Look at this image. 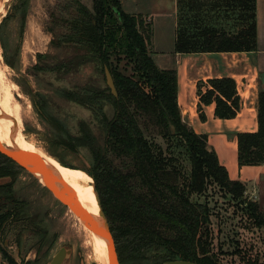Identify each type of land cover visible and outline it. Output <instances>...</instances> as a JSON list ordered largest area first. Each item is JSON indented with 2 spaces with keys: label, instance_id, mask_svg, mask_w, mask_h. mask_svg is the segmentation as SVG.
Returning a JSON list of instances; mask_svg holds the SVG:
<instances>
[{
  "label": "trees",
  "instance_id": "obj_1",
  "mask_svg": "<svg viewBox=\"0 0 264 264\" xmlns=\"http://www.w3.org/2000/svg\"><path fill=\"white\" fill-rule=\"evenodd\" d=\"M74 1L75 14L67 20L66 39L79 46L83 59L98 65L103 77L107 67L116 96L107 85L103 89L60 91L65 99L89 109L98 118L102 129L98 137L83 122L79 133L71 134L63 120L51 115L45 106L40 107L57 145L72 152L82 147L89 151L86 172L93 178L119 264H161L173 259L220 264L211 248L210 205L195 198L204 195L209 186L218 187L223 197L238 203L247 221L262 227L264 215L259 202L246 198L245 184L229 177L214 150L208 147L206 135L196 133L182 120L176 71L155 63L150 49L151 26L145 17L125 12L120 0H92L91 9ZM200 1H177L175 51L255 48L254 0H213L209 7ZM27 2L17 0L16 7L22 15ZM200 10L213 14L200 19ZM4 59L7 62L5 56ZM122 60L131 64V73L121 66ZM196 92L201 120H205L204 106L212 103L215 117L229 119L236 115L239 96L233 78L199 82ZM105 102L113 106L111 118L103 110ZM257 122L256 131L236 135L239 166L264 164L262 89L257 97ZM158 137L166 141L165 146L156 142ZM176 146L182 147L188 169L175 156ZM47 151L58 158V154ZM13 168L21 167L0 153V178H10L0 184V234L23 223L20 203L11 191ZM0 264L20 263L0 244Z\"/></svg>",
  "mask_w": 264,
  "mask_h": 264
},
{
  "label": "rangeland",
  "instance_id": "obj_2",
  "mask_svg": "<svg viewBox=\"0 0 264 264\" xmlns=\"http://www.w3.org/2000/svg\"><path fill=\"white\" fill-rule=\"evenodd\" d=\"M78 1L91 9L92 0ZM16 6L17 0H8L4 4V13L0 15V69L8 82L17 85L16 92L20 96L14 95L21 106L24 142L33 143L62 166L86 171L89 169V151L82 147L72 152L57 145L51 135V124L43 119L40 107L45 106L51 115L63 120L73 135L79 133L81 122L95 136L102 135L98 118L89 109L60 94L64 89L106 88L98 65L83 59L79 46L66 39L69 31L66 23L75 14L76 3L74 0H28L24 15ZM198 14L200 19L211 15L204 10ZM120 63L126 72H132L130 63L125 60ZM103 104L106 116L111 118L114 113L112 104ZM2 121L7 123L0 118V123ZM24 142H20L21 145L16 143V146L25 149ZM156 142L166 145L160 137ZM48 149L58 154V158L49 154ZM174 151L188 169L182 147L176 146ZM3 180V183L10 181L9 178ZM11 191L20 203L23 212L20 222L23 223L1 233L0 244L17 262L23 264L20 252H26L25 260H29L35 257L40 247L37 264H47L60 247H65L70 250V255L62 264H100L87 242L81 219L43 184V180L24 169L15 168ZM195 199L206 200L210 205L211 248L220 264H264V226L257 227L247 221L236 206L238 203L223 197L218 187L209 186L204 195ZM260 208L264 215V206Z\"/></svg>",
  "mask_w": 264,
  "mask_h": 264
},
{
  "label": "crops",
  "instance_id": "obj_3",
  "mask_svg": "<svg viewBox=\"0 0 264 264\" xmlns=\"http://www.w3.org/2000/svg\"><path fill=\"white\" fill-rule=\"evenodd\" d=\"M177 1L120 0L125 12L141 14L150 23L151 56L157 66L175 69L177 102L182 120L196 133L206 135L208 147L214 150L229 177L245 184L248 198L264 206V164L239 166L236 141L237 133L254 132L258 129L257 97L258 91L264 90V0H254L255 48L250 51L219 52L175 51ZM211 1L213 0H201L199 3L209 6ZM229 31L233 32V29L230 28ZM223 76L233 78L236 83L238 111L233 118L220 119L215 117L212 103L204 106L205 120H201L197 85Z\"/></svg>",
  "mask_w": 264,
  "mask_h": 264
},
{
  "label": "bare ground",
  "instance_id": "obj_4",
  "mask_svg": "<svg viewBox=\"0 0 264 264\" xmlns=\"http://www.w3.org/2000/svg\"><path fill=\"white\" fill-rule=\"evenodd\" d=\"M7 1L8 0H0V15L4 13V4L5 2L7 3ZM16 86V84L6 80L4 73L0 69V118L7 121V123L3 121V123H0V142L8 147H15L16 149L38 153L44 159L47 166L54 169L63 182L74 191L82 208H84V210L96 221H99V206L95 198L91 176L84 170L58 164L51 157L37 149L33 143L29 141L24 142L21 133V106L14 95L15 93L19 95L16 92ZM20 142L26 143L25 149L16 146V143L20 144ZM36 175L42 180L39 173H36ZM80 222L88 237L87 242L94 252L95 259L100 262V264H108L106 241L101 236L92 232L82 219Z\"/></svg>",
  "mask_w": 264,
  "mask_h": 264
},
{
  "label": "water",
  "instance_id": "obj_5",
  "mask_svg": "<svg viewBox=\"0 0 264 264\" xmlns=\"http://www.w3.org/2000/svg\"><path fill=\"white\" fill-rule=\"evenodd\" d=\"M104 78L105 84L109 87L110 92L116 96V90L114 87L112 76L107 69L104 67ZM0 153L12 160L15 164L20 166L22 169L33 174L37 179L36 173H39L40 177L43 180V184L50 188L61 200H63L73 211L74 213L81 218L87 226L95 234L101 236L107 244V254H108V264H119L114 239L106 220L104 213L101 210L99 200L94 189V183L92 176V186L95 192V198L99 206L98 214L100 220L96 221L82 206L77 200V197L74 191L66 185L63 180L58 176L56 171L45 163L44 159L36 152L20 150L15 147H8L0 142ZM85 171V170H84ZM86 172V171H85ZM9 177H1L0 184L3 183V179H8ZM10 179V178H9ZM3 180V181H2ZM6 182V181H5ZM4 182V183H5ZM70 255V250L65 247H60L50 258L47 264H62L64 260ZM161 264H198L189 260L184 259H173L165 261Z\"/></svg>",
  "mask_w": 264,
  "mask_h": 264
},
{
  "label": "flooded vegetation",
  "instance_id": "obj_6",
  "mask_svg": "<svg viewBox=\"0 0 264 264\" xmlns=\"http://www.w3.org/2000/svg\"><path fill=\"white\" fill-rule=\"evenodd\" d=\"M35 257L33 259L25 260V254L26 252H20V257H22L23 264H37V262L40 260L39 255L41 252L40 247L37 248ZM40 249V250H39ZM7 251V250H6ZM8 252V251H7ZM9 253V252H8Z\"/></svg>",
  "mask_w": 264,
  "mask_h": 264
}]
</instances>
